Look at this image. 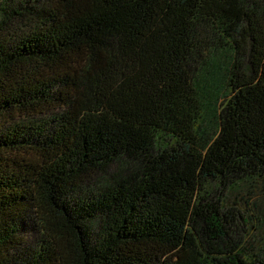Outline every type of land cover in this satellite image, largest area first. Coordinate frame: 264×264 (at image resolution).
<instances>
[{
    "label": "trees",
    "instance_id": "16d2710c",
    "mask_svg": "<svg viewBox=\"0 0 264 264\" xmlns=\"http://www.w3.org/2000/svg\"><path fill=\"white\" fill-rule=\"evenodd\" d=\"M255 166L264 0H0V264H264Z\"/></svg>",
    "mask_w": 264,
    "mask_h": 264
},
{
    "label": "rangeland",
    "instance_id": "374dc122",
    "mask_svg": "<svg viewBox=\"0 0 264 264\" xmlns=\"http://www.w3.org/2000/svg\"><path fill=\"white\" fill-rule=\"evenodd\" d=\"M255 170L261 177L214 188L213 201L220 200L218 206L232 215L229 232L235 242H241L238 247L250 243L255 254L264 257V166Z\"/></svg>",
    "mask_w": 264,
    "mask_h": 264
}]
</instances>
